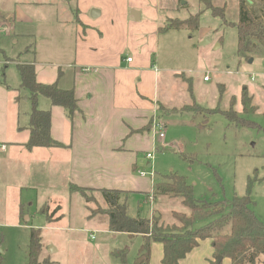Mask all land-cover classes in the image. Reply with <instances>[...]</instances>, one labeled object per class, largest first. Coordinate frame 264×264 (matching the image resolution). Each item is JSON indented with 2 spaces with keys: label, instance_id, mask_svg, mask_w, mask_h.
Masks as SVG:
<instances>
[{
  "label": "rangeland",
  "instance_id": "374dc122",
  "mask_svg": "<svg viewBox=\"0 0 264 264\" xmlns=\"http://www.w3.org/2000/svg\"><path fill=\"white\" fill-rule=\"evenodd\" d=\"M33 1L0 0V136L16 135L18 119L11 116L16 111L14 99L20 108L19 122L29 123L25 112H30L32 103L29 91L19 87L17 66L35 64L42 69L39 79L48 80L49 74L64 64L47 50L59 43L56 20L71 21L76 1L68 0V4L56 7L34 6ZM181 1L186 5L175 16L186 20L198 14V30L163 35L158 54L160 67L177 75L171 77L173 90L165 82L159 85L161 97L175 110L166 115L159 113L164 138H157L158 146L146 153L147 158L151 157V167H146L144 159L137 164V170L146 176L141 193H126L120 200L126 202L129 216L152 220L158 213L166 223L169 211L177 206L165 199L154 203L144 192L150 190L154 175L175 173L192 186L198 200L248 198L254 215L264 225V55H254L249 63L237 54L238 0L212 1L214 6L224 7L223 18L205 10L198 0ZM203 41L208 43L201 45ZM67 45L63 42V48L68 49ZM186 81L191 82V90ZM242 88L252 96L253 110L246 115L239 99ZM42 101L37 109L46 105ZM192 102L202 106L203 114L184 110ZM230 104L239 116L259 128L237 129L230 125L221 113ZM82 192L87 203L78 192L69 193L62 171L50 188L42 184L25 189L23 197L28 195V200L41 194L48 201L38 217L37 200L27 205L26 210L34 217L28 222L21 219L17 228L0 221V264H25L31 229L40 231L39 263L135 264L142 237L108 231L101 195L94 190ZM43 213L57 220L48 223ZM208 248V242L203 241L197 249ZM148 264H154L151 253Z\"/></svg>",
  "mask_w": 264,
  "mask_h": 264
},
{
  "label": "crops",
  "instance_id": "0c3cea01",
  "mask_svg": "<svg viewBox=\"0 0 264 264\" xmlns=\"http://www.w3.org/2000/svg\"><path fill=\"white\" fill-rule=\"evenodd\" d=\"M75 1V20H56L59 43L47 50L63 61L62 68L57 67L48 80H41L42 69L34 64L37 82H56L60 89L74 91L77 111L72 116L61 107L51 106L46 98H37L40 107L42 100L46 104L38 109L50 111L52 139L63 147L24 146L29 136L28 124L19 122L17 99L16 111L11 115L18 119L14 126L16 135L0 136V221L14 228L19 227L21 219L28 222L34 217L26 210L27 205L37 200L38 217L48 201L41 194L28 200L23 191L42 184L50 188L61 171L68 191L69 185L117 190L121 192L120 199L126 193H141L146 176H141L137 164L144 159L146 167H151L146 153L158 146L152 123L157 118L160 121L161 107L175 110L161 97L159 85L165 82L172 89L171 77L177 75L162 69L158 57L162 36L173 31L161 33L158 29L166 21L178 19L175 15L186 2L181 5V0ZM58 4L66 5L68 0L32 2L34 6ZM63 42L68 43V49L63 48ZM128 58L130 62L126 61ZM29 113L25 112L26 119ZM152 186L151 179L145 197ZM206 242L208 249H197L199 244L178 264L213 262L210 242ZM152 255L154 264H161L160 244H152ZM222 261L221 264H231L227 258Z\"/></svg>",
  "mask_w": 264,
  "mask_h": 264
},
{
  "label": "trees",
  "instance_id": "16d2710c",
  "mask_svg": "<svg viewBox=\"0 0 264 264\" xmlns=\"http://www.w3.org/2000/svg\"><path fill=\"white\" fill-rule=\"evenodd\" d=\"M205 10L212 15L223 18L224 7H216L213 0H198ZM198 14L190 15L186 20L172 19L158 31H188L198 30ZM237 54L250 60L254 55H264V0H238ZM19 87L29 91L32 108L29 113L27 149L32 148H62L63 145L52 139L50 135V111L37 109V98H46L51 106L65 109L69 116L77 111L73 89H60L57 83L42 84L36 81L35 67L32 63L19 64ZM189 90L191 82L186 81ZM221 95L223 86H220ZM240 103L243 114L252 111V96L246 88L240 93ZM166 114L164 108L159 109ZM196 114H203L202 106L195 102L184 109ZM172 112V111H170ZM223 117L234 128L258 129L255 123L239 116L233 110V105L221 112ZM194 119V115L192 117ZM197 126L200 127L199 124ZM186 159L185 157H182ZM152 190L146 196L156 203L160 199L177 206L169 211L166 223L160 218L143 219L131 217L125 201L120 200L121 192L117 190L97 189L105 204L104 215L107 218L108 231L124 233L130 237L141 236L142 245L135 264H148L151 245L162 246L161 264H178L202 241H209L213 251V262L216 257L227 258L231 264H264V225L256 218L248 198L234 197L230 201H216L212 199L198 200L194 197L193 188L184 177L175 173L154 175ZM83 190H93L69 185V192H78L85 203ZM48 223H53L51 215L43 213ZM154 217V216H153ZM39 230L31 229L29 243L26 249L25 264L39 263L41 243Z\"/></svg>",
  "mask_w": 264,
  "mask_h": 264
},
{
  "label": "built area",
  "instance_id": "2783aa9c",
  "mask_svg": "<svg viewBox=\"0 0 264 264\" xmlns=\"http://www.w3.org/2000/svg\"><path fill=\"white\" fill-rule=\"evenodd\" d=\"M126 61H127V62H130L131 59L128 58ZM203 80L206 81L207 78L205 77ZM152 128H153V132L155 133V135L158 134V135H157V138H158V139H163V138H164V134L161 133L162 130H163V124H162L159 120L156 119V120L153 121V123H152ZM156 133H157V134H156ZM1 149L4 150V149H5V146H1ZM148 158L150 159L151 157L149 156ZM141 176H143V174H141ZM91 237H92V236H91Z\"/></svg>",
  "mask_w": 264,
  "mask_h": 264
},
{
  "label": "water",
  "instance_id": "95a60500",
  "mask_svg": "<svg viewBox=\"0 0 264 264\" xmlns=\"http://www.w3.org/2000/svg\"><path fill=\"white\" fill-rule=\"evenodd\" d=\"M181 3V5H185V2L184 1H181L180 2ZM96 14H98V12L96 11ZM93 16V15H92ZM208 42L207 41H203L202 43H201V45H205V44H207ZM216 48H218V45H216ZM249 63H252V59H250L249 60ZM159 217V214L158 213H156L155 215H154V218H158ZM221 261H222V258L221 257H216V264H220L221 263Z\"/></svg>",
  "mask_w": 264,
  "mask_h": 264
}]
</instances>
